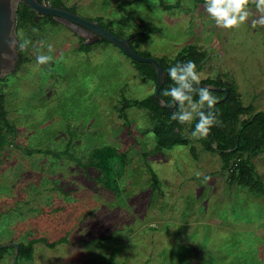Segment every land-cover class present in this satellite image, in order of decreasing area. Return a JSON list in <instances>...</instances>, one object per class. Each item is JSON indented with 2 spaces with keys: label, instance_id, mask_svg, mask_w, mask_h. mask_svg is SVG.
I'll return each mask as SVG.
<instances>
[{
  "label": "rangeland",
  "instance_id": "1",
  "mask_svg": "<svg viewBox=\"0 0 264 264\" xmlns=\"http://www.w3.org/2000/svg\"><path fill=\"white\" fill-rule=\"evenodd\" d=\"M62 1L123 37L149 23L153 31L133 42L152 56L174 57L193 43L207 53L201 79L227 80L243 104L264 110V26L254 28L253 17L225 30L205 0H129L136 20L120 0ZM26 19L17 14L16 35L31 43L0 77V243L35 241L32 258L19 263L264 264V196L229 182L234 160L222 168L206 138H193L194 118L183 124L185 141L154 152L149 111L119 109L122 98L154 91L131 58L105 40L84 49L70 27L45 15ZM39 52L53 62L38 66ZM252 162L264 185V149L252 151ZM13 253L8 247L0 264H14Z\"/></svg>",
  "mask_w": 264,
  "mask_h": 264
},
{
  "label": "trees",
  "instance_id": "2",
  "mask_svg": "<svg viewBox=\"0 0 264 264\" xmlns=\"http://www.w3.org/2000/svg\"><path fill=\"white\" fill-rule=\"evenodd\" d=\"M39 1L48 2L54 6L64 5L65 7H67L62 0ZM128 2L129 0H120L118 2V6L124 13H126L128 17L136 20L135 15L125 7L126 3ZM20 5L21 7H18L17 9L18 17L23 20L25 19V16L27 14V19L31 20V16L35 14V12L25 3H19V6ZM174 5H179V0H176ZM70 9H72L73 11L76 10L74 5L71 6ZM45 16L50 18L51 21L58 23L57 21L52 19L50 15ZM145 23L149 26L148 32L153 31V26L147 22ZM148 32L142 34L133 33L130 35L131 46L137 52L144 56L152 55L149 52L138 50L134 42L144 40ZM100 40L108 41L103 38ZM79 43L84 49H88L89 46L92 44H85L82 38L80 39ZM19 57H21L20 54ZM155 57L160 61L165 71V78L159 91L160 95L162 96V93L165 89H168L169 87L173 86L172 81L168 76V69L171 66H174L178 62H186L191 60L195 62L198 71L201 68L202 62L207 58V53L204 50H199L198 47L193 43H188L185 44L182 48H180L174 57ZM131 61L136 67V69L142 74V76H144L145 79L152 81L155 85L156 72L154 65L150 62L137 61L133 59H131ZM201 81L204 83H209L221 87L229 86L228 96L223 100L218 99H220L224 95V91H217L211 89L212 95L216 98L217 101L212 111L215 112L217 119L220 123L212 127L210 134L206 138V142H204L205 149L211 152L219 153L220 157L223 160L222 168L229 167V165L231 164V160H234L231 166V173L229 178L230 183L236 182L239 184H243L249 187L251 192L256 194L260 193L264 196L263 180L255 171L254 164L252 162V151L255 150L259 152L264 149V110H257L253 112L251 104H243L238 98L239 93L236 91V88L232 83L227 80H223L219 77H206L201 79ZM192 95L194 100H198V96H196L195 93H193ZM163 98L166 101H170V97ZM134 105L147 109L150 113V116L154 120L152 126V131L155 136V144L152 149L154 152L161 151L166 147L185 141V136L181 132L183 124H180L178 121H174L171 119L173 111H178V109L171 110L167 107L161 106L155 101L153 93H151L143 98H122V103L119 108L120 113L123 112L125 108ZM206 106L207 105H205L202 109L205 112L209 110L208 108H206ZM245 113H249V115L241 121V124L236 129V131H230L228 128L229 123L236 121L237 119H239L240 115ZM1 121L7 123L6 112L4 107V95L2 93H0V122ZM197 122L198 117L195 116L193 123L189 127V131L191 134L195 130V125ZM214 142L216 143L215 145H213ZM189 150L192 155L196 156L195 147L190 146ZM155 178H157V176H154V179ZM34 242V240H29L28 243L19 242L17 257L31 259ZM7 248L8 247L0 249V255ZM15 264H20L18 259L16 260Z\"/></svg>",
  "mask_w": 264,
  "mask_h": 264
},
{
  "label": "clouds",
  "instance_id": "3",
  "mask_svg": "<svg viewBox=\"0 0 264 264\" xmlns=\"http://www.w3.org/2000/svg\"><path fill=\"white\" fill-rule=\"evenodd\" d=\"M250 5L255 6V12L252 11ZM207 15L215 21L217 27L225 30H236L249 21L255 28L256 26H264V0H205L202 5ZM31 43L28 39H21L13 32L8 35L9 52L0 53L3 61L13 62V57L18 53L27 49ZM43 44V42H41ZM48 52H53V46L49 44ZM54 57L51 54H43L39 52L36 55V63L38 66L50 64ZM9 69L4 68L0 64V74H4ZM168 76L172 81L171 87L165 89L162 97H170V101H165L169 107L178 109L173 111L171 119L178 121L180 124H190L195 116L198 122L195 130L192 132L193 138H207L213 126L220 122L212 109L216 104V98L212 95V90L207 87H201V75L197 71L194 61L178 62L168 69ZM193 93L198 96V100L193 99ZM187 102V105H186ZM207 105V112L202 109ZM191 107V111L188 108ZM208 177H205L207 180Z\"/></svg>",
  "mask_w": 264,
  "mask_h": 264
},
{
  "label": "water",
  "instance_id": "4",
  "mask_svg": "<svg viewBox=\"0 0 264 264\" xmlns=\"http://www.w3.org/2000/svg\"><path fill=\"white\" fill-rule=\"evenodd\" d=\"M19 3H25L36 14L50 15L55 21H58L70 27L79 37L83 38V42L85 44L94 43L95 41L103 38L120 48L122 52L129 56L131 59L152 63L155 67L156 72L153 97L155 101L161 106L167 107L171 110L174 109L165 104L166 100L159 93L161 85L165 78V71L160 61L155 56H144L137 52L131 46V36L123 37L117 35L108 28L99 24L97 21L84 17L76 13L72 9L65 7L64 5L54 6L48 2L39 0H0V53L9 52L7 44L9 32H13L14 34H16V19ZM138 22L142 23L145 26V29L140 31L138 34L146 33L149 31V26L145 22ZM9 54L11 55L10 52ZM18 60L19 54L13 57L12 63H10L9 61H3V58L0 57V64H2L4 68L9 69L6 72L8 73L16 67ZM6 73L0 74V77L4 76ZM200 86H207L212 90L224 91V95L218 100L225 99L229 93V86L221 87L209 83H204L202 81ZM9 246L13 247V262L15 264L18 256L19 243L15 241L0 243V249Z\"/></svg>",
  "mask_w": 264,
  "mask_h": 264
},
{
  "label": "flooded vegetation",
  "instance_id": "5",
  "mask_svg": "<svg viewBox=\"0 0 264 264\" xmlns=\"http://www.w3.org/2000/svg\"><path fill=\"white\" fill-rule=\"evenodd\" d=\"M67 8L70 9V7H68V6H67ZM137 23L140 25V27H141L142 30L145 29V26H144L142 23H140V22H137ZM142 30H141V31H142ZM80 38H82V37H80ZM82 39H83V38H82ZM1 243H2V242H1Z\"/></svg>",
  "mask_w": 264,
  "mask_h": 264
}]
</instances>
